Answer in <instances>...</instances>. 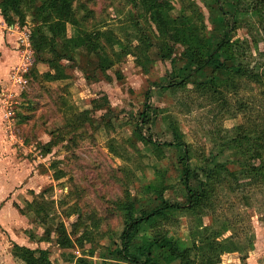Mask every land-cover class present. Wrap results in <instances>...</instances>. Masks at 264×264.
I'll return each mask as SVG.
<instances>
[{"label": "rangeland", "instance_id": "obj_1", "mask_svg": "<svg viewBox=\"0 0 264 264\" xmlns=\"http://www.w3.org/2000/svg\"><path fill=\"white\" fill-rule=\"evenodd\" d=\"M18 2L16 18L3 23L7 30L16 27V48L21 36L26 38L31 73L17 106L16 129L6 142L11 155L0 151L5 177L0 180V264H23L12 255L13 246L46 251L52 264L77 259L103 264L100 258L119 244L122 207L134 198L152 200L146 187L154 190L162 183L164 198L182 199V149L163 145L174 140L192 157L188 163L196 179L190 188L199 190L203 182L211 192L202 223L212 225L197 230L196 238L224 243L233 237L232 244L248 259L230 264H264V183L251 170L264 160V143L257 156L252 141L264 126V0ZM53 5L68 6L74 24H66L48 48L40 29L46 31L42 21L48 11L56 15L59 8ZM219 7L236 23L228 15L222 18ZM226 27L225 41L238 42L227 50V65L241 77L208 68L194 74L188 35L205 40L207 51L218 58L213 46ZM63 46L73 62L65 61ZM48 57L61 62L57 67L66 80L53 81L41 65L35 68L36 59ZM178 81L176 88L167 87ZM72 108L76 131L51 137L55 145L46 156L47 131L65 126ZM137 123L139 134L154 145L136 139ZM236 126L242 127L240 135L232 130ZM236 136L239 146L231 144ZM200 170L217 176L206 180ZM185 227L173 221L167 234H183Z\"/></svg>", "mask_w": 264, "mask_h": 264}, {"label": "trees", "instance_id": "obj_2", "mask_svg": "<svg viewBox=\"0 0 264 264\" xmlns=\"http://www.w3.org/2000/svg\"><path fill=\"white\" fill-rule=\"evenodd\" d=\"M18 4V0H0V17L4 23L10 24V21L16 18V16L18 15ZM52 7H55L56 9L59 8L57 10V13L55 12L56 15L53 17L48 11L46 18L42 21V24H46L45 29L46 31H48L52 38H48L45 33L46 31L40 29V37L48 42V48H50L49 43L52 40L55 41L58 35H62L64 33V26L66 24H74L73 16H70V8L68 6L57 7L53 5ZM218 11L222 18H226V16L228 15V17L232 18V22L236 23V20H234L233 14L231 12H225L220 7ZM226 21V25H228L229 29V18ZM55 29H59L56 37ZM227 34L228 30L226 27L219 42H217L213 46V53L217 51L220 53V56L218 58H215L213 54L211 55V53L207 51L209 44L205 42V40H200L194 36L188 35L186 45L188 47H194L193 56H189L190 62L195 65V68L193 70L194 74H196L203 68H208L210 71L215 72L227 70L229 75L241 77V72H239V70H231L227 65V60L225 58L228 55L226 54L227 50H230L233 45H237L238 43H229L225 41ZM81 46L82 45H77V47ZM63 47V52L65 53L64 56L66 57L65 61L73 62L74 59H72V57L70 56V52L69 55L67 54L68 47ZM52 49L54 50V48ZM42 50L44 49L42 48ZM55 55L60 60V56L56 54V51ZM51 57L44 59L38 58L34 61V63L45 62L50 67V69L54 70L55 72L54 75L50 76L46 74L45 77L52 80L60 79L64 76L61 70L59 71V67H57L61 65V62L58 59L53 61ZM30 73L28 72L27 77L30 76ZM180 84H182V82L178 81L176 83L168 85L167 87L176 88ZM233 88L234 87H232V89ZM24 93L25 92L21 94V98L23 97ZM148 96L149 93L146 92L145 99H147ZM142 108L143 111L140 113L139 118H143L144 120L145 112L147 109L146 102H144ZM16 110L17 107L14 112L15 118ZM69 116L70 120L66 122L65 126L62 125L61 128H58V131L53 130L55 132L50 133V140L46 143V154L49 153L50 148L55 145L51 137H54V135H57L59 132H63L65 129L76 131V120L78 118V115L76 116V114H71ZM139 118L137 121H139ZM136 126L137 128H135L136 131L134 132V136L138 137L136 139L141 140L145 145H154V143L149 138L144 139L139 134L140 126L138 123L136 124ZM241 128L242 127L240 126H236L232 128V130L235 134H238L237 131L242 130ZM76 137V134H73L72 138L75 139ZM239 139L240 138L236 136V139L232 140L231 144H236L237 146H239ZM252 141L254 143L253 147L255 154L259 156L257 154V149H260L264 143V126L258 128L255 131V136ZM163 145L169 147H181L182 149V163L181 170L179 172L182 181L180 185L181 188L179 189V195L182 196V199L181 197H179L180 201L179 199L171 201L164 198L163 192L165 190V186H163L162 183L158 184L160 186L158 189L152 190L146 187V191H150L152 193V200L144 203L141 198L138 201L136 200V198H134V200L128 202V205L126 204L122 207L123 227L118 236L119 244L117 245V248H115V252L109 253L107 257L116 254L123 260L128 261L130 264H217L219 263V257L222 253L239 251L241 252V250L236 247V245L234 246L232 244L231 241H233V237L226 238V241H224V243L216 241V238L214 237L210 240H207L205 237L196 238L197 230H200L201 227H211L212 225H201L202 216H207L206 210L210 208L211 192H208V190L204 187L206 183L203 182L199 183V186H201V188L199 187V190L195 189V187L190 188L188 183L190 180L196 179V172L193 171V169L189 166L188 162L189 160H192V157L188 156L186 146L182 141L174 140V142ZM228 146L232 147L229 144ZM158 149L160 153L161 150L160 148ZM251 167V170H253L256 174L261 175V179L259 178V176L258 179L264 183V160L263 162H260V165H253ZM202 173L203 177L206 180L212 179L214 176H217L214 175V173L210 170H203ZM202 209L205 211H202ZM171 212H177L178 214L187 217V219H189L188 216H192L194 218V223L190 225L191 227H194V229L192 231L190 230V227L188 229L190 247L182 246L176 243V241H174L173 239L167 237L168 230L166 229V226L171 222L173 223V221L175 220V218L170 214ZM188 221L190 222V219ZM226 230L227 226L222 227L220 233H223ZM13 250L14 252L12 253V255L18 258L23 264H52L48 259V254L46 251L34 252L27 248L18 246H13ZM102 263L106 264L104 261H102ZM75 264L90 263L85 259H77Z\"/></svg>", "mask_w": 264, "mask_h": 264}, {"label": "crops", "instance_id": "obj_3", "mask_svg": "<svg viewBox=\"0 0 264 264\" xmlns=\"http://www.w3.org/2000/svg\"><path fill=\"white\" fill-rule=\"evenodd\" d=\"M12 36H13L12 32L8 31L7 28H5V25H4V23L0 17V90L3 86L6 85L8 73L11 70V68L13 66H15V64L17 62L16 46H15V43L13 41ZM38 64L41 65V67L45 68V71H44L45 75L46 74H48L50 76L54 75V73H55L54 70L50 69V67L45 62L36 63V65H35L36 69L39 66ZM81 79L77 78L78 81H81ZM63 80H66V79L64 77H61L60 79H55L53 81L58 82V81H63ZM79 83L80 82H77L76 84H74V86H77ZM74 112H76L75 108H72V110L69 109V113L73 114ZM65 114H66V112H64V115ZM51 131L52 130H49L46 133V143L50 140ZM0 132H2V134H0V135L3 136V138H2V136L0 138L1 154L3 152H5L6 155L9 154V156H10L12 151L10 149H8L7 143H9L11 141L8 140V137L6 135V131L4 129L3 121L1 118V111H0ZM7 140L9 142H7ZM48 154L49 153H47L46 156H48ZM3 178H5V177L3 175H1L0 180H2ZM2 184H4V182H0V193L4 189L3 188L4 186ZM170 214L172 215V217L175 218L174 223H176V225H178V227L180 225L184 224L187 228L185 227V232L183 234H179V235L177 234L176 236L173 234H170L167 237L173 239L174 241H176V243H178L182 246L190 247V238L188 236V227L191 225L190 222L188 221V224H186V220H187L186 217L184 216L185 217L184 218L183 215H180L177 212H171ZM204 217L207 218L206 216H204ZM204 217H202V218H204ZM202 218H201V225L202 226L211 225V222L207 225L203 224ZM252 247L253 246L251 245V248ZM242 253L243 252H240V251L239 252H231V253H222L219 257V263H217V264H230L233 260H235V261H246L248 258H246V256H242ZM250 253H251V251H250ZM100 260L104 261L106 264H130L128 261L123 260L121 257L117 256L116 254H113L109 257L100 258Z\"/></svg>", "mask_w": 264, "mask_h": 264}, {"label": "built area", "instance_id": "obj_4", "mask_svg": "<svg viewBox=\"0 0 264 264\" xmlns=\"http://www.w3.org/2000/svg\"><path fill=\"white\" fill-rule=\"evenodd\" d=\"M15 29L16 27H11L8 31L13 32ZM19 43L23 49H20V45L16 48L17 62L8 73L6 85L0 90L1 118L8 138L11 137L10 135L16 129L14 112L16 107L21 104V94L25 92L29 81L27 73L30 66L31 53L24 36H21ZM24 47L27 49L25 48L24 50Z\"/></svg>", "mask_w": 264, "mask_h": 264}]
</instances>
